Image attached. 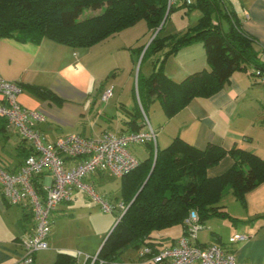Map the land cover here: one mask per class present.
Returning <instances> with one entry per match:
<instances>
[{"label":"crops","instance_id":"0c3cea01","mask_svg":"<svg viewBox=\"0 0 264 264\" xmlns=\"http://www.w3.org/2000/svg\"><path fill=\"white\" fill-rule=\"evenodd\" d=\"M226 7L221 5L224 12H232L241 28L254 38V49L264 64V0H228ZM198 20L192 24H197ZM221 23L228 29L227 20L223 19ZM151 33L154 35L155 32L151 30ZM117 39L116 33L94 46L75 48L47 37L40 43L0 38V73L23 87L19 100L24 107L44 114L45 120L36 124L47 141L55 142L74 132L99 137L106 130L118 133L129 131L125 129V122L133 118L139 105L134 94V69L127 82L123 85L118 82L123 66L119 54L122 47ZM150 42L145 45L144 51ZM168 49L166 47L149 58L151 63L144 75L152 73L154 60L162 57ZM130 52L134 57L132 49ZM254 67L248 64L245 69L235 71L216 93L193 98L170 118L160 100L154 98L148 108L156 107L151 111L149 109L151 113L148 111L147 116L158 131L162 147L179 136L198 148H205L209 143L228 150L239 147L253 151L264 159V86L251 74ZM164 69L177 82L193 72L210 69L204 44L197 41L182 47L166 59ZM27 84L51 89L61 102L37 97L25 88ZM109 85L114 86V96L105 102L101 96ZM141 119L138 121L141 122ZM28 147L29 142L13 129L6 127L0 131V160L6 161L11 170L17 171L23 164ZM148 155L135 156L144 160ZM233 162L232 156L227 154L219 163L209 167L207 173L209 176L220 175ZM51 177V173L45 171L37 181L42 186ZM121 178L110 172H94L85 181L93 184L109 202L118 205L123 202L122 187L120 185L117 194H113L109 187L110 182L120 183ZM217 205L228 216L206 219L191 241L203 245L212 241L226 243L232 235L245 233L248 239L234 247L238 262L264 264V182L249 191L245 201L229 190ZM99 210V205L86 192L77 189L72 200L61 203L53 214L49 248L37 252L34 260L26 263L19 238L25 231L34 228V221L26 208L5 199L0 184V264H53L60 252L74 255L81 252L77 264H90L86 254L99 252L120 212L117 208L113 212L115 218L104 222L94 217ZM170 228H175L171 236L160 235V231L154 233L159 245L170 244L185 230L182 225ZM140 251L141 247L124 250L122 264H153L150 256H142Z\"/></svg>","mask_w":264,"mask_h":264},{"label":"trees","instance_id":"16d2710c","mask_svg":"<svg viewBox=\"0 0 264 264\" xmlns=\"http://www.w3.org/2000/svg\"><path fill=\"white\" fill-rule=\"evenodd\" d=\"M221 5L218 0H195L190 6L168 10L167 0H0V38L40 43L47 37L75 48L91 47L141 20L155 32L171 11L199 7L202 16L197 24L177 34L163 37L156 34L145 51V47L139 49L143 62L169 47L162 57L154 60L150 75L142 74L141 70L138 73L134 94L139 108L125 122V129L134 131L142 127L138 121L143 118L142 108L148 115V106L154 98L160 100L170 118L193 98L216 93L235 71L245 69L248 64L264 66L254 49V38ZM223 19L229 22L228 29L222 26ZM197 41L205 46L210 69L174 81L165 72L166 59ZM25 88L41 99L61 102L47 87L27 84ZM5 129V121L0 118V131ZM146 145L149 156L121 178V199L126 209L118 214L106 236L98 252L99 259L122 264L124 250L158 246L154 233L177 225L186 229L185 219L191 210L197 211L200 223L212 216L226 217L228 213L217 204L229 190L245 201L246 194L264 182V159L250 150L239 147L228 150L214 143L198 148L179 136L163 148L152 142ZM27 149L28 156L30 146ZM227 154L234 160L232 166L220 175L209 176L208 168ZM154 158L153 171L145 182ZM53 264H77V255L60 252Z\"/></svg>","mask_w":264,"mask_h":264},{"label":"built area","instance_id":"2783aa9c","mask_svg":"<svg viewBox=\"0 0 264 264\" xmlns=\"http://www.w3.org/2000/svg\"><path fill=\"white\" fill-rule=\"evenodd\" d=\"M218 1L226 7L228 0ZM194 2L167 0L168 10L180 5L190 6ZM251 74L264 86V66L254 67ZM23 91L19 83L7 80L0 73V118L8 129H13L29 142L31 150L17 171L0 160L3 196L9 203L26 208L34 221V228L25 231L19 238L25 252L24 262L30 263L37 252L49 248L53 214L61 203L72 200L77 189L86 192L103 212L113 213L120 208L119 214H123L126 209L123 202L112 204L85 178L94 172H110L118 177L132 172L140 160L129 150V146L150 142L156 145L158 131L141 106L142 127L138 130L124 133L106 130L99 137L74 132L49 142L36 124L45 120L44 114L22 105L19 96ZM113 96L114 86L109 85L101 97L106 102ZM45 171H49L52 177L40 186L37 178ZM185 223L186 232L180 237L170 244L144 245L141 255H149L154 264H240L234 247L246 241L247 234L236 233L226 243L212 241L197 244L191 241L201 226L196 210L190 211ZM80 255L82 253L78 252L77 257ZM86 258L90 264H114L99 259L98 253L86 254Z\"/></svg>","mask_w":264,"mask_h":264},{"label":"rangeland","instance_id":"374dc122","mask_svg":"<svg viewBox=\"0 0 264 264\" xmlns=\"http://www.w3.org/2000/svg\"><path fill=\"white\" fill-rule=\"evenodd\" d=\"M185 9L187 8H177L171 11L168 17L166 15L163 21V23H165L164 27L160 30V27H162L160 26L155 31L154 35L159 34V36L163 37L171 34H177L185 31L191 26H194L192 23L195 20L200 19V17L202 16L201 9L199 7H196L191 11L188 9L186 11ZM198 15L200 16L198 17ZM117 35H118L117 43L120 44L122 47L119 54H121L122 57L121 65L123 66L122 71L120 70L121 72L119 74L118 82L120 85H123L125 81L127 82L130 72L134 69L133 77L135 81V87H137V79H138L139 71L141 70V73L143 74L151 63L149 58H145L144 61L142 62L143 56H139L140 55L139 49L145 47V45L152 40L154 35H152L149 25L145 20H141L136 26H132L118 32ZM130 49H132V54H134V57H132ZM110 77H112L113 79L112 75ZM155 107L152 106L149 107L148 111L149 109L150 111L153 110ZM157 145L163 148L162 141L160 138H158ZM129 150L132 153H134V155L136 156H144L145 154H150L147 145H143V144L130 145ZM139 158L143 159V157H139ZM120 185L122 187V180L120 181V183H116V181L115 182L112 181L110 182L109 188L110 190H112L113 194H117ZM98 213L99 214L95 215L94 217L100 219V221L106 222L108 219L115 218L114 213L105 214L101 210H99ZM174 231L175 228H166L161 230L160 233L158 234L164 236H171L174 234ZM133 249L135 250V248ZM128 262L130 263V261Z\"/></svg>","mask_w":264,"mask_h":264},{"label":"water","instance_id":"95a60500","mask_svg":"<svg viewBox=\"0 0 264 264\" xmlns=\"http://www.w3.org/2000/svg\"><path fill=\"white\" fill-rule=\"evenodd\" d=\"M163 24V23H162ZM162 26V25H161ZM161 28V27H160ZM155 160H156V158H154V164H153V167H152V169H151V171H150V173H149V175H148V177H147V179L145 180V182L148 180V178L150 177V175H151V173H152V171H153V168H154V165H155ZM145 182H144V184H145ZM141 190V189H140Z\"/></svg>","mask_w":264,"mask_h":264}]
</instances>
